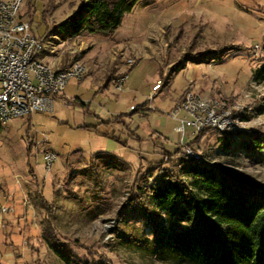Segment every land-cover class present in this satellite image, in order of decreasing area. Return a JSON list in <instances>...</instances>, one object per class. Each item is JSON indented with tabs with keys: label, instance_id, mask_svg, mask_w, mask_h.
Instances as JSON below:
<instances>
[{
	"label": "rangeland",
	"instance_id": "obj_1",
	"mask_svg": "<svg viewBox=\"0 0 264 264\" xmlns=\"http://www.w3.org/2000/svg\"><path fill=\"white\" fill-rule=\"evenodd\" d=\"M80 1L22 4L21 15L29 20L32 14L33 31L47 48L40 56L43 61L58 67L80 59L87 70L81 79L68 81L52 112L2 125L0 210L7 211L0 245L26 254V264H68L55 246L73 264L102 259L113 264H181L160 259L148 242L120 240L117 229L140 240L150 234L137 215L123 224L121 212L135 187L151 175L147 164L181 146L183 113L173 116L171 110L189 87L234 103L233 111L247 113L248 130L264 134V113L254 110L264 84L253 80L254 70L264 65V0H140L114 33L85 31L64 38L56 25ZM129 58L134 65L127 63ZM158 80L161 85L154 91ZM144 103L147 109L135 111ZM191 132L187 124L185 142L194 139ZM231 134L224 140L212 131L200 146L193 145L200 161L264 187V152L250 153L241 134ZM46 152L55 154L50 166ZM98 153L117 157L125 166L97 158ZM94 164L97 176L91 171ZM39 187L52 202L49 213L40 208Z\"/></svg>",
	"mask_w": 264,
	"mask_h": 264
},
{
	"label": "trees",
	"instance_id": "obj_2",
	"mask_svg": "<svg viewBox=\"0 0 264 264\" xmlns=\"http://www.w3.org/2000/svg\"><path fill=\"white\" fill-rule=\"evenodd\" d=\"M139 1L81 0L75 11L56 25L55 31L64 38H73L85 31L110 35ZM47 14L48 10L44 9L43 19ZM29 21L32 24V14ZM126 75L127 72L121 77ZM253 80L264 84V65L254 70ZM254 107L258 114L264 113V94ZM145 109L146 103L135 111ZM212 131L224 140L232 135L205 127L186 146H200ZM240 134L244 149L250 153L264 152L262 132L248 130ZM96 157H108L125 166L114 156L98 153ZM94 165L91 171L97 176V164ZM147 167L146 173L151 175L135 187L134 196L122 209L121 221L125 224L130 216L137 215L144 231L150 234L145 233V240H140L117 229L120 240L148 242L160 259L181 264H264V187L231 177L219 165L194 160L186 155L183 146L162 152V159L148 163ZM97 180L95 184H99ZM37 199L40 208L49 213L52 202L45 199L40 187ZM54 249L62 260L73 264L71 256L56 246ZM91 264L113 263L102 259Z\"/></svg>",
	"mask_w": 264,
	"mask_h": 264
},
{
	"label": "built area",
	"instance_id": "obj_3",
	"mask_svg": "<svg viewBox=\"0 0 264 264\" xmlns=\"http://www.w3.org/2000/svg\"><path fill=\"white\" fill-rule=\"evenodd\" d=\"M24 0H0V125H5L33 113H48L54 109L55 101L63 96L66 84L71 79H81L86 73V65L80 59L65 66H50L41 58L47 52L43 39L37 37L29 20L20 11ZM132 66L135 61L127 59ZM126 76L118 80L121 89ZM161 85L158 80L152 87L156 91ZM153 95L149 96V100ZM235 104L226 100L205 97L193 89L185 91L181 101L171 110L173 116L183 113L179 118L180 142L187 156L200 160L202 155L184 141L186 125L195 135L205 127L221 133H245L247 118L244 113L233 111ZM236 108L235 110H238ZM55 158L52 152L45 153L50 166ZM7 211L6 208L2 209ZM1 264V263H0Z\"/></svg>",
	"mask_w": 264,
	"mask_h": 264
},
{
	"label": "crops",
	"instance_id": "obj_4",
	"mask_svg": "<svg viewBox=\"0 0 264 264\" xmlns=\"http://www.w3.org/2000/svg\"><path fill=\"white\" fill-rule=\"evenodd\" d=\"M120 79V78H119ZM4 212L0 210V226L3 225ZM1 231V228H0ZM26 254H21L11 250L6 245H0V263L1 264H26ZM30 264V263H29Z\"/></svg>",
	"mask_w": 264,
	"mask_h": 264
}]
</instances>
